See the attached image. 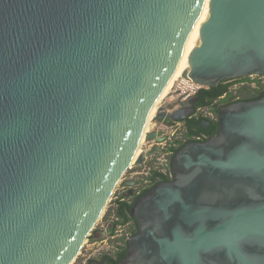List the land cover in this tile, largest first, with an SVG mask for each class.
Masks as SVG:
<instances>
[{
  "label": "water",
  "instance_id": "obj_1",
  "mask_svg": "<svg viewBox=\"0 0 264 264\" xmlns=\"http://www.w3.org/2000/svg\"><path fill=\"white\" fill-rule=\"evenodd\" d=\"M205 1L0 0V264L75 263L143 137L165 138L148 118ZM207 9L179 75L201 87L264 76V0ZM196 109L191 98L156 117ZM218 120L135 200L119 264H264V93Z\"/></svg>",
  "mask_w": 264,
  "mask_h": 264
},
{
  "label": "trees",
  "instance_id": "obj_2",
  "mask_svg": "<svg viewBox=\"0 0 264 264\" xmlns=\"http://www.w3.org/2000/svg\"><path fill=\"white\" fill-rule=\"evenodd\" d=\"M224 93H228L227 97L221 99L224 105H227L232 102H236L239 100H253L260 97L264 93V82L262 81H254L251 77H245L242 80L241 86L236 89H230L227 80L219 82L217 85L211 87H201L198 91L199 99L196 102L197 107L209 106L213 110L216 106V101L219 100V97ZM217 114L220 113V109L214 110ZM205 119H208L204 116H193L190 120L188 125L185 126V129L182 130V135L180 137L174 138L170 141L169 145L166 148V151H173L174 153L177 152L179 149L183 147L188 139L191 138L193 134V129H197L198 132H201L202 126L201 122ZM171 158L170 157V164L166 167V164L159 163L158 161L154 160L150 162L153 165H157V168H154L152 173L148 176V179L156 181L151 184L150 187L154 186L157 182L162 180H167L171 174ZM157 163V164H155ZM147 189L142 190L139 196L143 195ZM139 196H132L128 198L129 200H122L124 196L119 197L115 202V206H111L107 209L104 220L108 222V224L114 223L113 229H117L118 225L130 223L128 226V230L130 233L135 234L137 232V225L134 218L130 214V208L134 204L135 200ZM116 215L117 220H114L109 223V219L111 215ZM109 226V225H108ZM93 235L89 238L92 239ZM117 242H120L123 245H119L114 248L112 251H105L103 255H106L108 258V264H119L121 259L126 255L127 250V238L124 235L117 239ZM81 256L77 258L74 264H78L77 262L80 260ZM94 258H90L87 264H91Z\"/></svg>",
  "mask_w": 264,
  "mask_h": 264
},
{
  "label": "rangeland",
  "instance_id": "obj_3",
  "mask_svg": "<svg viewBox=\"0 0 264 264\" xmlns=\"http://www.w3.org/2000/svg\"><path fill=\"white\" fill-rule=\"evenodd\" d=\"M191 85L192 83L190 82L186 83L183 77H179L171 84V87L168 90L167 94L158 103L154 116H152L148 120L147 125H146V132L151 131V130H155V131L162 130L167 135V137H169L168 141H172L174 138L180 137L182 135L181 134L182 130L185 129L183 122H178L173 127H170L163 120H161V118H157L156 115L158 114L161 107L169 106L172 103L176 107H178L180 105L179 104L180 101L185 100L187 95L194 93L195 88ZM154 142H155L154 139L144 140L143 143L140 145V148L142 150L150 149L152 145L154 144ZM165 144H166V141L163 142L161 145H165ZM167 156L168 154H166V151L161 150L158 153H155L154 155L146 158L145 162L142 165H136L132 163L133 165L131 164L132 166L127 170L121 182L119 183L114 195L111 198V201L108 204L107 209L111 206H115L116 205L115 201L121 196H124L123 197L124 200H129L125 194L127 192V186L125 185L126 183L125 181L131 180L132 177L138 174L146 176L149 172V166L153 165V163L151 164L150 162L154 160L158 161L159 163L165 162L164 159H166ZM104 215L99 220V222L96 224L95 230H101V229L108 227L109 224L108 222L104 220ZM114 220H117V218L115 214L114 215L112 214L109 219V223ZM127 228L128 226L126 227V225L118 226V229H122L121 231L119 230V233H125ZM94 231L92 232L93 236L95 235ZM115 237L111 236V237H106L105 239L101 238L97 241L93 240V238L92 239L89 238L85 242L81 250V253L79 255L81 256V258L77 263L85 264L90 258H99L105 251H112L114 249V246L117 244L118 238L115 239ZM102 240H105V241H102Z\"/></svg>",
  "mask_w": 264,
  "mask_h": 264
},
{
  "label": "flooded vegetation",
  "instance_id": "obj_4",
  "mask_svg": "<svg viewBox=\"0 0 264 264\" xmlns=\"http://www.w3.org/2000/svg\"><path fill=\"white\" fill-rule=\"evenodd\" d=\"M247 77H251V79H253L254 81H262V82H264V76L263 75L254 74V75L247 76ZM243 78H245V77H236V78L226 79V80H227V83L229 84L230 89H236V88H239L241 86V83H242ZM198 91H199V89L196 90V91H194L193 94L187 95L186 98H185V100L180 101L179 104L180 105L186 104V103L189 102V100L191 98H194L195 99V104H196V102L199 99ZM227 95H228V93H224L223 95H221L219 97V100H217L215 102L216 103V106H215L214 110H216L217 108L220 109L222 106H225L222 102H220V100L226 98ZM229 104H231V103H229ZM175 107L176 106L172 103L169 106H165L164 107V110L167 111V112H170ZM196 108H197L196 109V113L194 115L190 116L187 120L173 121V120H171V119H169L167 117V114H165V115L163 114L162 117H161V120H163L168 126L173 127L178 122H183L184 126L188 125L189 120L193 116H204V117L208 118V119H205V120H209L210 121V124L206 125L204 123V121H202L201 122V126H202L201 132H198L197 129L194 128L193 129V134H192L191 138L188 139L186 141V143L189 142V141H205V140L211 138L212 136L217 135L218 134V129H219V120H218V118H219V114L220 113L217 114L209 106H203V107H197L196 106ZM203 123L205 124L206 127L203 126ZM156 131L162 132V135L158 136L159 138L160 137H165V138L162 141H159L157 138L154 139L155 140L154 144L152 145V147L150 149H147V150H151L154 147H158V151L156 153H158L161 150H165L166 151V148H167L166 146H168L169 143H170V141H168L169 140V137H167V135L162 130H156ZM165 141H166V144L165 145H161ZM175 153L173 151H166V154H168V156H167L166 159H164L165 162H160V163L161 164L165 163L166 164V167H168L169 164H170V157L171 156L173 157V155ZM157 167H158V164L156 166L155 165L149 166V172H148V174L146 176H143V175L138 174V175L132 177V179L129 180L130 184L127 185V192L125 193L126 196L128 198H130L132 196H139V194L142 192V190H144V189H147L148 190V189L152 188L153 186L150 187L151 184H153L156 181H154V179L153 180L148 179V176L152 173V171L154 170V168H157ZM171 167H172V158H171ZM169 177H170L169 179L162 180V181H159V182L171 180L172 179V171H171V174H170ZM159 182H157V183H159ZM122 200H124V198ZM127 224L130 225L131 222L130 223H127ZM123 225H125V224H121V225H118V226H123ZM113 227H114V223H111V224H109V226L107 228L98 230L97 236L101 237L102 239H105L108 236L109 237H111V236L112 237L117 236V237H115V239L116 238L119 239L120 237H123L124 235L126 236V233H119V230L121 231L122 229H118V228L117 229H113ZM130 235H133V234L130 233ZM119 245H123V244H121L120 242H117V244L114 246V248H116ZM87 262L85 264H87ZM91 264H108V258L106 257V255H101L99 258H94V260L92 261Z\"/></svg>",
  "mask_w": 264,
  "mask_h": 264
},
{
  "label": "bare ground",
  "instance_id": "obj_5",
  "mask_svg": "<svg viewBox=\"0 0 264 264\" xmlns=\"http://www.w3.org/2000/svg\"><path fill=\"white\" fill-rule=\"evenodd\" d=\"M207 5H208V0L205 1L204 8H203V11H202V14H201L200 19H199V21H198V23H197V25H196V27H195L193 33H192V36H191V38H190V41H189L188 47H187V49H186V52H185V54H184L182 60L180 61L179 65H178V67H177V69H176V71L174 72V74L172 75L170 81L168 82V85H167L166 89L164 90V93L162 94V96L160 97V99L158 100V102L154 105V107L152 108L148 120H149L152 116H154V114H155V112H156V109H157V106H158V103H159L160 100H161V99L167 94L168 90H169L170 87H171V84H172L176 79H178L179 77H181L179 74L182 73V71L185 69V67H186V65H187V64H186V60H185V56H186L188 53H190V52L192 51V49L194 48V46H195V40H196V38L198 37V32H199V30H200V24H201L203 21H205V19H206L207 11H208V9H207ZM183 79H184V81H185L186 83H189V82L192 83V81H190V80H187V79H185V78H183ZM144 140H145V136H144L143 139H142V143H143ZM141 151H142V149L139 148V150L136 152L135 156L133 157L131 164H132V163L134 164L136 158L138 157V155H139V153H140ZM131 164H130V165H131ZM133 164H132V165H133ZM132 165H131V166H132Z\"/></svg>",
  "mask_w": 264,
  "mask_h": 264
},
{
  "label": "built area",
  "instance_id": "obj_6",
  "mask_svg": "<svg viewBox=\"0 0 264 264\" xmlns=\"http://www.w3.org/2000/svg\"><path fill=\"white\" fill-rule=\"evenodd\" d=\"M191 86H193V87L195 88V89H194L195 91L201 88L200 85L195 84V83H193V82H192V85H191ZM129 236H130V233L127 232V233H126V238H128Z\"/></svg>",
  "mask_w": 264,
  "mask_h": 264
},
{
  "label": "crops",
  "instance_id": "obj_7",
  "mask_svg": "<svg viewBox=\"0 0 264 264\" xmlns=\"http://www.w3.org/2000/svg\"><path fill=\"white\" fill-rule=\"evenodd\" d=\"M127 226H130V225L126 224V227H127ZM127 232H129L128 228H127V230L125 231V233H127ZM102 241H105V240H102ZM104 253H106V252H104ZM102 255H103V254H102Z\"/></svg>",
  "mask_w": 264,
  "mask_h": 264
}]
</instances>
